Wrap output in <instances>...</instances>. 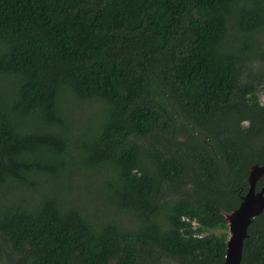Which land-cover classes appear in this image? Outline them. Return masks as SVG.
Masks as SVG:
<instances>
[{"label":"trees","instance_id":"16d2710c","mask_svg":"<svg viewBox=\"0 0 264 264\" xmlns=\"http://www.w3.org/2000/svg\"><path fill=\"white\" fill-rule=\"evenodd\" d=\"M255 60L264 0H0V264H223L264 163ZM84 174L131 224L81 210Z\"/></svg>","mask_w":264,"mask_h":264},{"label":"water","instance_id":"95a60500","mask_svg":"<svg viewBox=\"0 0 264 264\" xmlns=\"http://www.w3.org/2000/svg\"><path fill=\"white\" fill-rule=\"evenodd\" d=\"M264 175V163L249 168L248 190L241 197L237 208L224 212L228 237L223 264H240L243 241L252 219L264 211V187L256 189L257 180Z\"/></svg>","mask_w":264,"mask_h":264},{"label":"rangeland","instance_id":"374dc122","mask_svg":"<svg viewBox=\"0 0 264 264\" xmlns=\"http://www.w3.org/2000/svg\"><path fill=\"white\" fill-rule=\"evenodd\" d=\"M264 63H262L260 60H255L253 64L251 65V73H244V76L241 79V82H245L248 79H253L254 81L257 80H264ZM256 91L260 99H263L264 94V87L262 83L258 86H256ZM94 104H89L87 106H79V105H72L70 106V114L75 116L78 119L86 118L89 113H92L96 109H93ZM93 109V110H92ZM92 111V112H91ZM246 123H243L245 125ZM81 176V177H80ZM80 176H75L76 182L79 185V190L77 191V194H75L74 197H76L77 205L81 208L82 211L88 212L91 217L95 220H99L102 217L108 216L110 218H117L119 219L123 224H131L133 222L132 217L129 215H116L112 214L111 209L108 205L104 204L101 199L99 198V195L97 194L96 189L94 188L92 183L96 182L95 176L84 174ZM69 199V197L67 198ZM224 230L221 228L213 229V230H207L205 234H208L210 232L220 234Z\"/></svg>","mask_w":264,"mask_h":264}]
</instances>
